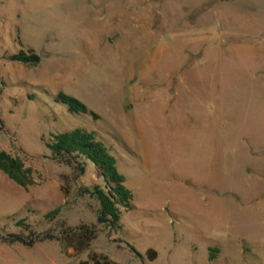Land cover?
<instances>
[{"label":"rangeland","instance_id":"obj_1","mask_svg":"<svg viewBox=\"0 0 264 264\" xmlns=\"http://www.w3.org/2000/svg\"><path fill=\"white\" fill-rule=\"evenodd\" d=\"M23 50L40 64L9 61ZM61 93L100 120L69 114ZM78 128L109 148L131 210L81 255L0 242V264H264V0H0V150L35 177L24 189L0 172V230L46 231L57 209L97 225L79 193L103 186L100 170L74 182L46 146Z\"/></svg>","mask_w":264,"mask_h":264},{"label":"trees","instance_id":"obj_2","mask_svg":"<svg viewBox=\"0 0 264 264\" xmlns=\"http://www.w3.org/2000/svg\"><path fill=\"white\" fill-rule=\"evenodd\" d=\"M9 61L37 66L41 58L32 50H23L10 56ZM54 102L73 116H87L94 121L100 120V117L91 112L86 105L71 96L61 93L54 98ZM46 146L55 163L71 169V178L74 182H78L84 176L88 163L100 170L103 186H96L93 189L81 188L79 193L80 196H90L97 201L99 205L97 225L69 226L59 219L60 209H57L44 217L49 224L53 225L48 230L38 232L27 225L25 220H15L13 223L21 228V232L7 234L0 230V242L10 246L18 244L26 248H33L45 242H60L73 250L76 255H81L89 251L100 236L101 230L98 226L119 228L121 209L131 210L132 195L125 186V178L117 170L116 159L111 155L109 148L98 139L96 133L81 128L59 132L51 136ZM0 172L21 188L28 189L35 185L34 171L26 166L24 160L3 150H0ZM65 178L67 181L71 179ZM65 192L69 195V191ZM130 250L140 257L134 249ZM210 252L212 258L218 253L216 250ZM146 257L149 261H154L157 259V252L148 250ZM80 264H107V258L93 254L88 261H81Z\"/></svg>","mask_w":264,"mask_h":264}]
</instances>
